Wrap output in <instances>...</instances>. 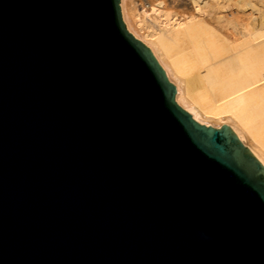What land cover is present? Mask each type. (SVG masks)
Masks as SVG:
<instances>
[{
	"label": "water",
	"instance_id": "95a60500",
	"mask_svg": "<svg viewBox=\"0 0 264 264\" xmlns=\"http://www.w3.org/2000/svg\"><path fill=\"white\" fill-rule=\"evenodd\" d=\"M119 0H0V264H264V169L196 122Z\"/></svg>",
	"mask_w": 264,
	"mask_h": 264
},
{
	"label": "bare ground",
	"instance_id": "6f19581e",
	"mask_svg": "<svg viewBox=\"0 0 264 264\" xmlns=\"http://www.w3.org/2000/svg\"><path fill=\"white\" fill-rule=\"evenodd\" d=\"M119 1H120V7H121L122 18H123V23H124V29L133 31V37L136 40L145 43L149 47V49L154 53L157 63L164 69L170 82L174 86L175 103L178 106H180L183 110L188 112L191 118L200 124H203L205 126H211L213 128H220L222 125H226L234 133V135L242 143V145L246 147V149L254 156V158L260 163V165L264 169V142H262V140L260 139L259 140L256 139L255 141L252 140L250 142L253 130L248 129V126H250L251 124L246 126L243 123V121L235 120L236 116L234 113L236 112V110L235 111L233 110L232 105L230 108V106L225 105V103L223 102L221 103L222 101L221 98L224 95H226L227 92H232L236 90L238 91V89H243V88H245V91L247 89H250V88H247L249 87L248 85L249 82L248 84L244 83L243 85L240 84L239 86L238 85L237 86L228 85L230 83L229 81H231L229 80V78L231 79L233 76L229 77L226 74H231V72L233 71L232 66H230V64L232 63L231 65H233V61L236 58V56L233 55V60L230 59V62H229L228 57L231 55V49L226 48V46L224 47L221 46L223 48H220V45L218 47L212 45L208 36H206L207 34L203 33L205 26L198 22H195V21L190 22L185 27H182V28L177 27L178 29H175L176 27L174 28L173 26H171L170 28L173 27L174 30H166V31H164L163 29L159 30L155 28L151 23H148V21L146 25L143 24V17H144L143 13H145L143 9L147 7L149 10L151 9V11L153 12V10L156 9L154 7L155 4L153 5V4L146 3L145 7H143L142 6L143 4L138 5L137 3L136 5L135 3L136 1L134 2V0H119ZM143 1L139 3H143ZM145 2L146 1H144V3ZM138 10H140L142 15L138 13L139 12ZM159 12H162V10L159 9ZM152 15L149 14V16H152ZM157 33L158 34L162 33V35L164 34L165 36L168 37L167 39L170 38L172 43H169V44L171 45L169 46L165 45L163 38L158 36ZM252 33H254L252 35H257L256 32H252ZM181 35H187L189 36V39L181 37ZM253 37L254 36L251 37L250 35L249 39L246 40V44H251L252 46L255 45ZM179 41L183 42L184 44L189 45L190 46L189 49H191L190 51L192 52V54L189 53L190 52L189 50H185L186 48L180 45L181 42L179 43ZM229 58H232V57H229ZM223 60L224 62H227L228 60V62L222 63ZM207 61H208L207 64H209V61L212 64L214 63L215 67L209 64L207 66H211V67L206 68L205 64ZM219 65L222 66L224 70L227 69L226 71L221 70L222 75L221 74L219 75L218 73H220L219 72L220 70L218 71L216 69L220 67ZM225 66L227 68H225ZM228 66H230L231 68H228ZM226 72H229V73H226ZM223 74L226 75V78L229 77L228 84L226 87L223 85L224 80L226 78L224 80L221 79L223 78ZM233 74L235 73L233 72ZM252 84L250 83V85ZM260 84L262 85L261 82ZM257 86H260V85H257ZM253 87L255 88V86ZM261 88L263 87L261 86ZM249 92H251V90ZM246 93L247 92H245V94ZM245 94L243 93L242 95H245ZM256 95H258L257 92H256ZM247 96L248 95H245L243 97H247ZM225 97H227V95ZM251 97L253 98V96ZM261 97H264V96L260 95L259 98L261 99ZM236 98L237 97H235V99ZM248 98H246V100ZM242 99L238 103L245 100V99L243 100ZM231 100H232L231 102L233 103L234 101L233 98ZM237 100H239V98H237ZM237 100L235 101L237 102ZM261 100H263V98ZM261 100H258V102H262ZM252 102L253 103H249V101L248 102L246 101L247 105L249 103L248 110H247L248 112L246 111L247 114L248 115L252 114L253 118H254V115H256L253 113L260 112L259 116L260 114L261 115L264 114V109L258 106L259 103L256 102V100L253 101V99H252ZM211 103H214V106H212L211 108L208 107V109L205 110V106L206 105L208 106ZM243 104H245V102ZM247 105H244V106L242 105V108L244 107L243 109H245ZM243 113L241 115H243ZM263 124L264 123L262 121L261 125L260 124L259 125L262 127ZM251 128H254V127H251ZM262 137H264V135Z\"/></svg>",
	"mask_w": 264,
	"mask_h": 264
},
{
	"label": "rangeland",
	"instance_id": "374dc122",
	"mask_svg": "<svg viewBox=\"0 0 264 264\" xmlns=\"http://www.w3.org/2000/svg\"><path fill=\"white\" fill-rule=\"evenodd\" d=\"M141 1L143 0H138V1L134 0L136 5L137 3L138 5L143 4L142 6L145 7V4L149 3L153 5L155 4L154 7L156 8L155 10H153V12L151 11V9L149 10L147 7L143 9V11H145V13H143L144 15L143 24L146 25L148 21V23H151L155 28L159 30L163 29L164 31H166V30H174L173 27L174 28L176 27L175 29H178L177 27H180V28L185 27L190 22L195 21L205 26L203 33L207 34L206 36H208L212 45L217 46V47L220 45V48H223L224 46H226V48L231 49V55L229 57H232V58H229L228 56L226 57H228L229 62H230V59L233 60V55L236 56V58L233 61V65H231L232 63L230 64V66H232L233 71L231 72V74H226L229 72H226L224 74L228 75L229 77L230 76H233V77L230 79L227 76L229 80H231L229 81L230 83L228 84V78H226V75L223 74V78L221 79L224 80L226 78L224 80L223 85L225 87L227 86V84L233 85V86L234 85L239 86L240 84L241 85H243L244 83L248 84L249 82L248 84L249 87L247 88H250V89L246 88L248 91L247 90L245 91V88H243L244 90L238 89V91L236 90L232 92L226 91L227 94L226 92L225 94L227 95V97H225L226 95H224L221 98L222 99L221 103L222 102L225 103V105L230 106V108L232 105L233 110L234 111L236 110V112L234 113L236 116L235 120L243 121V123L246 126L251 124L250 126L254 127V128H251L250 126H248V129L253 130L250 142L252 140L255 141L256 139L258 140L260 139L262 140V142H264V137H262L264 135V124L262 125V127L260 126L262 121L264 123V114L262 115L260 114L259 116L260 112L253 113V114H256L254 115V118L252 114L250 115L247 114L249 103H253L252 99L253 101L256 100V102H258V100H261L263 98V100H261L262 102H258L259 105L258 104L257 105L260 106L262 109H264L263 107L264 97H261V99L259 98L260 95L264 96V93H263L264 92V89H263L264 88L263 86L264 84V62H263L264 60V0H221V1L219 0H152V1L144 0L146 1L145 3L144 1L143 3H139ZM159 9H161L162 12H159ZM138 11L137 12L140 15H142L140 10ZM149 14L151 15L154 14V15L149 16ZM171 26L173 27L170 28ZM252 32H256L257 35H252L254 34ZM157 35L163 38L165 45L167 46L171 45L169 44V43H172L170 38L167 39L168 37L165 36L164 34L162 35V33L161 34L157 33ZM250 35L251 37L254 36L253 38H254L255 45L253 46L251 44H246V40L249 39ZM181 37L189 39V36L187 35H181ZM180 42L181 41H179V43ZM180 45L185 47L186 48L185 50H189V51L191 50L189 49L190 46L187 44H184L183 42H181ZM189 53L192 54L191 51ZM224 60L222 61V63L224 62ZM227 62H224V63H227ZM207 63L208 61L205 64L206 68L211 67V66H207L209 64L215 67L214 63H213L214 65L210 61H209V64ZM230 66H228V68H231ZM220 67L216 69L218 71L220 70L219 71L220 73L218 74L222 75L221 70H224V69L222 68V66ZM225 68L227 67L225 66ZM226 70L227 69H225L224 71ZM233 72L235 74H233ZM260 82L262 83V85L260 84ZM250 83L251 84L253 83V84L250 85ZM257 85H260V86H257ZM253 86H255V88ZM261 86L263 88H261ZM250 90L251 92H249ZM245 92L247 93L245 94ZM256 92L258 95H256ZM243 93L248 96L243 97L245 96V95H242ZM251 96H253V98ZM254 96L256 98L258 97L259 99L258 98L256 99ZM235 97L239 98V100H237V98L235 99ZM232 98L234 101L237 100V102L233 101L232 103L231 102ZM242 98L245 100H243ZM246 98L248 99L246 100ZM241 99L243 101L238 103L239 101H241ZM246 101L247 102L249 101L248 105ZM244 102L245 104H243ZM241 104L243 106L247 105V107L243 109L244 107L242 108ZM212 106H214V103H211L208 106L206 105L205 110L208 109V107L211 108ZM242 113L243 115H241ZM255 116L258 118H256Z\"/></svg>",
	"mask_w": 264,
	"mask_h": 264
}]
</instances>
